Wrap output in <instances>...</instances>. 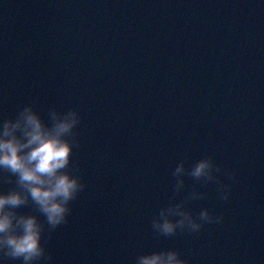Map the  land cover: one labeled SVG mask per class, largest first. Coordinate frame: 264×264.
I'll return each mask as SVG.
<instances>
[{"label":"water","instance_id":"1","mask_svg":"<svg viewBox=\"0 0 264 264\" xmlns=\"http://www.w3.org/2000/svg\"><path fill=\"white\" fill-rule=\"evenodd\" d=\"M26 105L49 125L53 109L79 115L66 171L83 188L64 223L51 228L0 171V191L26 196L12 211L42 225L37 264H136L166 250L186 264H264L261 0H0V121ZM202 158L210 178L191 175ZM177 205L222 220L153 227L178 220Z\"/></svg>","mask_w":264,"mask_h":264},{"label":"clouds","instance_id":"2","mask_svg":"<svg viewBox=\"0 0 264 264\" xmlns=\"http://www.w3.org/2000/svg\"><path fill=\"white\" fill-rule=\"evenodd\" d=\"M50 119L51 124H46L31 105H26L14 119L0 121V171L17 178V183L39 207L47 224L55 228L65 222L69 202L81 191L83 184L77 175L66 171L72 144L65 136L79 123L78 113L74 109L62 113L53 109ZM212 168L211 158H202L192 167L191 175L210 178ZM181 171L182 165H177L176 172ZM221 198H227L223 187ZM25 202L26 196L20 191H0V264H5L6 257L19 260L20 264H37L45 258L42 225L37 217L12 211ZM168 211L179 219L173 222L161 210L160 215L165 218L153 222V227L165 235L185 226L195 232L204 222L222 220L219 215L213 217L207 209L201 210L200 222L179 205ZM136 264H186V261L175 250H166L140 254Z\"/></svg>","mask_w":264,"mask_h":264}]
</instances>
